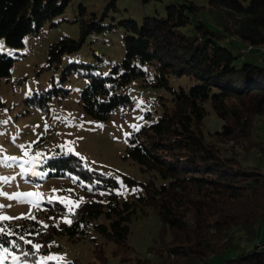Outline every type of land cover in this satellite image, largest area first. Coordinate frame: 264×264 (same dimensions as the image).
<instances>
[{"label": "trees", "instance_id": "trees-1", "mask_svg": "<svg viewBox=\"0 0 264 264\" xmlns=\"http://www.w3.org/2000/svg\"><path fill=\"white\" fill-rule=\"evenodd\" d=\"M71 1L0 0V39L11 47H23L27 35L63 13ZM160 1L142 0L143 4ZM209 5L219 8L231 23L230 34L197 17L193 21L188 9L200 6L186 3L167 5L165 15L145 16L141 23L122 20L126 31L122 63L106 78L92 76L81 93L83 111L105 120L115 110L130 107V96L119 90L145 76L138 63L157 67L154 88L171 89L172 74L195 82L188 89L172 90V105L165 106L155 121L141 125L129 138L128 157L153 178L140 181L120 173L123 183L132 188L131 196L121 200L115 177L84 167L80 158L71 154L51 161L56 174L83 172L79 182L88 200L71 213V224L57 222L67 211L60 202L38 212L47 224L29 217L1 221L5 232L0 233V245L21 260L36 261L48 254L56 236L76 242L93 228L106 241L115 243L112 254L121 263L209 264L213 256L233 252L225 264H264V168L245 164L218 146L244 140L248 147H263L252 134L264 117V59H247L244 51L258 50L256 54L264 56L259 54L264 53L259 48L264 44V0H209ZM80 11L82 15L86 11L83 5ZM95 25L93 18L83 21L79 40L65 38L52 44L48 62L57 63L63 54L79 49L92 29L103 28ZM228 35L242 45L228 41ZM14 60L0 52V81L10 77ZM58 96L56 89L43 92L40 105L47 106ZM206 103L221 121L214 131L206 127ZM3 107L0 99V110ZM146 208L161 221L158 237L147 249L156 259L130 257V223L147 215ZM235 230L243 232L246 246L236 241ZM13 241L19 247H14ZM35 244L41 245L38 251ZM93 257L94 261L86 262L75 258L71 264H108L104 243L94 241Z\"/></svg>", "mask_w": 264, "mask_h": 264}, {"label": "rangeland", "instance_id": "rangeland-1", "mask_svg": "<svg viewBox=\"0 0 264 264\" xmlns=\"http://www.w3.org/2000/svg\"><path fill=\"white\" fill-rule=\"evenodd\" d=\"M184 3L200 6L193 11L188 9L193 21L197 17L205 20L211 28L230 34L231 23L219 8L209 5V0H162L147 4H143L142 0H72L63 13L48 19L38 32L27 35L23 47H11L4 38L0 39V44L3 45L0 52L15 59L10 77L0 81V99L4 103L0 110V178H6L0 179V192L8 194L0 195V205L3 206L0 207V215L13 217L12 220L3 221L34 217L42 224H47V219L43 215L39 217L38 212L48 204L60 200H71L80 204L81 201L88 200L79 182L82 171L56 174L52 167L51 161L69 154L80 158L84 167L115 177L119 183L118 193L121 200L131 196L132 188L123 183L120 173L131 175L140 181L153 178L152 173H142L140 166L127 155L129 138L136 130L132 125L140 127L155 121L165 106L172 105V90L180 87L188 89L195 82L185 75L177 77L172 74L169 76L171 89L154 88L157 67L138 63L145 76L132 80L119 90L120 93L130 96V107L119 108L107 119L99 120L83 111L80 97L92 76L106 78L110 76L114 66L122 63L126 35L120 24L122 20L141 23L145 16L165 15L167 5ZM80 5L86 9L83 15ZM91 18L97 22L95 26L103 28L92 29L79 49L63 54L57 63H49V47L65 38L79 40L82 35L81 23ZM190 26L193 27V23ZM92 35L100 36L101 40H94ZM233 40L235 41L228 35V41ZM235 42L242 45L238 40ZM253 52L248 53L246 58L263 61L264 56L256 54L258 50ZM51 89L59 91V96L49 101L47 106H41L40 95ZM142 92H145L144 97ZM205 106L206 127L214 131L220 127L221 121L209 104L206 103ZM252 139L262 145V149L248 147L244 140L239 143L221 142L218 146L223 153L238 156L245 164L264 168V117L256 123ZM7 157L17 159L6 160ZM76 169H79L78 166ZM154 180L157 184L160 183L158 178ZM36 192L41 195L9 198L17 193ZM62 204L67 211L57 222L65 221V218L70 220V215L76 208L72 206L69 211V205ZM146 210L147 215L130 223L128 243L133 247L130 257L150 256L156 259L147 253V249L157 239L161 221L151 208ZM88 230L86 237L76 242L67 237L56 236L50 244L48 254L41 257L61 256L64 259L45 260L43 264H71L75 258L84 262L94 261L95 240L104 243L108 264H129L121 263L119 258L113 256L114 242L106 241L93 228ZM234 234L236 241L241 246H246L243 232L235 230ZM229 254L234 253L215 255L209 264H225V258ZM0 256L6 257L0 259V264H41V257L36 261L13 259L17 255L11 250L7 254L0 251Z\"/></svg>", "mask_w": 264, "mask_h": 264}, {"label": "snow or ice", "instance_id": "snow-or-ice-1", "mask_svg": "<svg viewBox=\"0 0 264 264\" xmlns=\"http://www.w3.org/2000/svg\"><path fill=\"white\" fill-rule=\"evenodd\" d=\"M2 50H3V45L0 44V51H2ZM5 123H6V122H5ZM132 127H133L134 129H136V130H139V126H138V125H132ZM125 135L127 136L128 133H125ZM25 154L27 155V153H25ZM5 159H6V160H15V159H17V158H15V157H7V158H5ZM0 179H6V178H0ZM0 195L8 196L7 193H3V192H0ZM40 195H41V194H40L39 192H36V193H17V194H14L13 196H10L9 198H10V199H20V198H22V197H26V196H27V197H33V196H35V197H39ZM22 202H23V201H22ZM30 202L35 203L34 201H30ZM60 202L69 205V211L72 210V206L79 207V202H76V201H71V200H60ZM81 202H82V201H81ZM0 207H3V206L0 205ZM32 218L34 219V217H32ZM12 219H13V217L0 215V221H3V220H12ZM64 222H65V223H68V224H71L72 221L69 220V219H67V218H65V221H64ZM45 227H46V226H45ZM4 232H5V229H4V228H0V233H4ZM8 234L11 235L12 233L9 231ZM20 239H21V240H24V237L21 236ZM25 242H26V243H29V244L32 243V241H30V240H25ZM12 243H13V246H14V247H19V245H17L15 241H13ZM34 247H35V249L38 251V250L41 248V245H39V244H35ZM0 251H2L4 254H7V253L9 252V249L6 248V247H3L2 245H0ZM25 256H27V253H25ZM4 258H6V257H5V256H0V259H4ZM13 259L18 260L19 257L14 256ZM63 259H64V257H61V256H45V257H41V264H43V262H44L45 260H57V261H61V260H63Z\"/></svg>", "mask_w": 264, "mask_h": 264}, {"label": "built area", "instance_id": "built-area-1", "mask_svg": "<svg viewBox=\"0 0 264 264\" xmlns=\"http://www.w3.org/2000/svg\"><path fill=\"white\" fill-rule=\"evenodd\" d=\"M92 37H94V38H97L98 40H99V36L98 35H92ZM245 53H252V52H250V51H244ZM260 54H264V53H260ZM144 94H145V92H142V96L144 97Z\"/></svg>", "mask_w": 264, "mask_h": 264}, {"label": "bare ground", "instance_id": "bare-ground-1", "mask_svg": "<svg viewBox=\"0 0 264 264\" xmlns=\"http://www.w3.org/2000/svg\"><path fill=\"white\" fill-rule=\"evenodd\" d=\"M94 40H98L97 38L92 37ZM99 40H101L100 36H99ZM249 48H251V46H249ZM260 51L264 52V45L260 46ZM145 95V94H144Z\"/></svg>", "mask_w": 264, "mask_h": 264}]
</instances>
